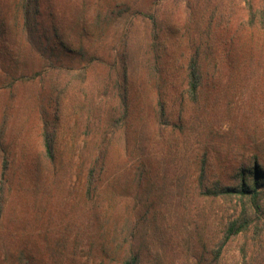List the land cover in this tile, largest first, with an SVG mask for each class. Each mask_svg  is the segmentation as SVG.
I'll list each match as a JSON object with an SVG mask.
<instances>
[{
	"label": "rangeland",
	"instance_id": "1",
	"mask_svg": "<svg viewBox=\"0 0 264 264\" xmlns=\"http://www.w3.org/2000/svg\"><path fill=\"white\" fill-rule=\"evenodd\" d=\"M16 1L0 0V176L8 161L0 264H120L129 244L140 264H264V205L216 253L240 202L204 195L198 184L204 157L206 184L235 185L238 167L264 164V31L248 26L244 3L38 0L35 36L82 48L52 68L25 42ZM151 17L160 22L157 52ZM196 51L197 103L184 77ZM21 70L30 77L17 78ZM114 79L127 83L125 122L117 121ZM159 93L169 125L158 133ZM44 128L54 163L44 156ZM99 149L88 198L85 177Z\"/></svg>",
	"mask_w": 264,
	"mask_h": 264
},
{
	"label": "trees",
	"instance_id": "2",
	"mask_svg": "<svg viewBox=\"0 0 264 264\" xmlns=\"http://www.w3.org/2000/svg\"><path fill=\"white\" fill-rule=\"evenodd\" d=\"M194 3L200 1H208L209 4L213 0H192ZM217 3L214 7L222 9V7L229 8L233 4L244 3V8L247 11V24L248 26H257L260 30L264 31V0H215ZM190 1L186 3V7L189 8ZM16 11L19 12L20 21L17 23L20 27V31L24 35V39L26 43H29L32 47L35 48L36 51L44 56L45 62L47 65L52 68L58 67L62 68L63 65L58 63L60 60V56L63 54L64 56L70 55L73 52L72 49L68 48L64 45L63 42L56 43V40L53 39V34L48 33L47 35L42 37H36L38 22L35 19V14L38 10V0H17ZM34 10V13H33ZM218 10V9H217ZM221 11V10H220ZM32 13V14H31ZM151 29L153 33L152 39V50H159L158 46L160 42L157 40V32L159 31V23L153 17H151ZM4 23L0 22V43L2 38H5L4 35ZM159 34V33H158ZM42 38L45 40L43 41ZM52 39V40H51ZM52 42V43H51ZM52 44V46H51ZM54 44V45H53ZM58 48V50H56ZM78 48V52L73 53L81 54ZM163 49V48H162ZM1 51V45H0ZM163 51V50H162ZM83 55V53L81 54ZM157 55V53H156ZM199 53L193 52L186 60L184 65V77L186 81V94L190 102H196L199 96V90L202 86L203 81V72L202 65L200 63ZM77 77H84L86 74L85 68H81L74 70ZM126 73V72H125ZM71 74V73H69ZM30 76L27 75L25 70H21L19 76L17 78L26 79ZM33 77V76H31ZM114 89L115 95L118 97L119 105L118 109L120 115L117 117V121L123 119L125 122L131 115V99L129 97L128 88L126 81L120 82L117 79H114ZM165 97L162 93H159V96L156 99L155 107H153L152 117L158 123L157 132L161 128L160 124L169 125V117L166 111ZM174 125V123L172 124ZM42 144H43V152L44 156L49 160V162L54 163L56 158V153L54 149V136L53 133L46 128L42 131ZM100 149L95 154L92 162L89 164V168L85 177V194L88 198H91L93 194V190L95 189V182L97 180V168H102L103 154ZM203 162L200 164V173L198 177V184L203 189L204 195H209L211 197H236L239 200L238 206H240V211L236 215L235 218L230 220L224 229V236L222 238V242L220 243L219 250L216 253L220 252L222 247V243L228 241L233 238L237 234L241 232H246L250 228V213L255 212V210H260L263 207L264 203L261 202V199L264 197V164H261L256 158L249 166H240L237 168V172L235 173V185H222L220 181H214L210 184L205 183V164ZM7 158L3 159V166L1 170V179H0V215L3 209L4 201H5V191H4V183H5V175L7 172ZM257 227V224H256ZM120 247V245H119ZM119 251V249H118ZM120 253V251H119ZM103 255H106V250H103ZM104 258V257H103ZM120 264H140V254L139 252L133 251V247L129 244L127 248V255L123 258ZM118 263V262H117ZM99 264H104L103 262H99ZM116 264V263H114Z\"/></svg>",
	"mask_w": 264,
	"mask_h": 264
}]
</instances>
